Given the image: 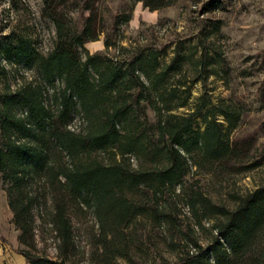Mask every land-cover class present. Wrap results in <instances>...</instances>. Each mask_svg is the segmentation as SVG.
<instances>
[{
    "label": "trees",
    "instance_id": "obj_1",
    "mask_svg": "<svg viewBox=\"0 0 264 264\" xmlns=\"http://www.w3.org/2000/svg\"><path fill=\"white\" fill-rule=\"evenodd\" d=\"M110 1L44 0L47 16L56 27L52 49L42 54L25 40L5 42L0 48V56L24 59L41 77L0 93V174L13 221L21 232L19 240L28 248L34 244L33 208L39 200L31 194L30 185L37 176L51 187L62 184L73 196L92 197L100 218L111 212L127 221L142 208L133 205L126 191L181 183L188 169L186 154L200 150L220 159L234 151L210 109L204 113L203 132L194 126L192 115L174 112L186 104L181 93L190 87L183 89L187 64L183 50L176 49L167 59L166 47L122 44V27L129 24L138 2L158 10L176 0H123L119 10L109 15ZM101 35L105 50L91 53L86 44ZM113 48L115 53L110 52ZM147 109L156 116L154 143L141 129L148 122L141 117ZM77 112L86 129L70 127ZM219 113L230 129L238 126L240 113L231 106ZM106 149H115L123 157L141 152L157 165L136 170L122 160L92 159L93 152ZM192 205L221 217L218 233L208 249L195 243V249L174 264H232L233 258H245L264 233V185L243 196L234 209L204 195L193 197ZM56 224L70 242L71 225L61 209ZM22 254L30 264H64L29 249Z\"/></svg>",
    "mask_w": 264,
    "mask_h": 264
},
{
    "label": "rangeland",
    "instance_id": "obj_2",
    "mask_svg": "<svg viewBox=\"0 0 264 264\" xmlns=\"http://www.w3.org/2000/svg\"><path fill=\"white\" fill-rule=\"evenodd\" d=\"M122 3L110 1L108 14L116 13ZM73 15L78 16L76 12ZM122 30L124 46L166 47L167 59L176 49L185 52L183 89L190 87L181 93L186 104L174 112L192 115L194 126L203 132L204 113L210 109L234 151L220 159L200 150L186 154L188 169L181 183L126 191L133 205L142 208L127 221L111 212L100 218L92 197L73 196L62 184L51 187L37 176L30 185L31 194L39 200L33 208L34 244L29 248L19 240L21 232L13 221L0 174V264H30L23 249L64 264H174L194 250L195 243L208 249L218 233L221 217L194 207L193 197L204 195L217 205L234 209L243 196L264 185V0H176L158 10L138 2ZM55 36L56 27L47 16L44 0H0V48L5 42L25 40L46 54ZM104 39L101 35L86 48L91 53L104 51ZM39 80L35 68L24 59L0 56V93L9 86L15 89L25 81ZM227 106L240 113L233 129L219 113ZM199 108L203 109L198 112ZM141 117L148 121L141 129L154 143L156 116L147 109ZM70 127L87 128L80 112L75 113ZM91 157L104 163L122 160L136 170L157 165L141 152L123 157L115 149H106ZM60 209L71 225L70 242L64 240L56 224ZM243 259L233 258L232 264H264V233Z\"/></svg>",
    "mask_w": 264,
    "mask_h": 264
}]
</instances>
